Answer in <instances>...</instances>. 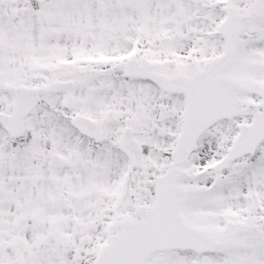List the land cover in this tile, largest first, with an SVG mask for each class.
Here are the masks:
<instances>
[{
    "label": "snow or ice",
    "instance_id": "obj_1",
    "mask_svg": "<svg viewBox=\"0 0 264 264\" xmlns=\"http://www.w3.org/2000/svg\"><path fill=\"white\" fill-rule=\"evenodd\" d=\"M0 264H264V0H0Z\"/></svg>",
    "mask_w": 264,
    "mask_h": 264
}]
</instances>
